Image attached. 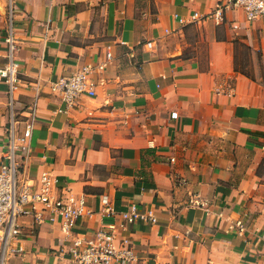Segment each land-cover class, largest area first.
<instances>
[{
  "label": "crops",
  "instance_id": "crops-1",
  "mask_svg": "<svg viewBox=\"0 0 264 264\" xmlns=\"http://www.w3.org/2000/svg\"><path fill=\"white\" fill-rule=\"evenodd\" d=\"M226 1H11L18 69L11 96L0 81V160L10 108L35 104L26 178L50 173L93 214L70 233L20 217L3 264H76L64 246L110 221L103 200L152 216L122 232L135 264H264V17ZM83 65L95 95L67 105L51 85Z\"/></svg>",
  "mask_w": 264,
  "mask_h": 264
},
{
  "label": "built area",
  "instance_id": "built-area-1",
  "mask_svg": "<svg viewBox=\"0 0 264 264\" xmlns=\"http://www.w3.org/2000/svg\"><path fill=\"white\" fill-rule=\"evenodd\" d=\"M220 8L238 9L247 21L264 17V0H227ZM9 12L6 34L2 38L6 46V62L0 67V81L8 84L11 96L17 79L18 63L15 52L18 38L13 28V6L8 4ZM193 19L197 15H192ZM146 46L153 48L151 42ZM90 65H83L68 77L53 82L51 90L57 92L61 101L67 105L80 96H94V85L89 79ZM37 117L35 104L30 105L24 114H16L10 108L6 126V138L0 160V264L4 254L20 251L12 247V241L21 233L19 218L32 215L37 224L57 222L61 229L72 232L76 222L84 216L93 214L85 200V195H74L66 188L57 186V177L42 172L38 177L39 186L26 178L22 162L30 156V139ZM99 211L102 222L91 234H74L64 246L65 252L76 264H135L138 261L132 240L122 232L136 220H151L149 213L141 212L135 203L127 210L115 213L105 201ZM119 216L120 220H117Z\"/></svg>",
  "mask_w": 264,
  "mask_h": 264
},
{
  "label": "rangeland",
  "instance_id": "rangeland-1",
  "mask_svg": "<svg viewBox=\"0 0 264 264\" xmlns=\"http://www.w3.org/2000/svg\"><path fill=\"white\" fill-rule=\"evenodd\" d=\"M12 0H0V13L4 12V9L7 8L8 4L11 2ZM241 53L244 59L250 57V52L249 50H247L246 48H242L241 49Z\"/></svg>",
  "mask_w": 264,
  "mask_h": 264
}]
</instances>
